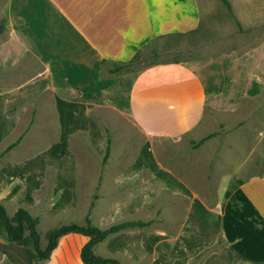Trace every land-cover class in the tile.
<instances>
[{"label":"crops","instance_id":"1","mask_svg":"<svg viewBox=\"0 0 264 264\" xmlns=\"http://www.w3.org/2000/svg\"><path fill=\"white\" fill-rule=\"evenodd\" d=\"M242 12L250 25L258 20V39L240 50L234 47L102 78V62H125L152 41L197 31L204 25L200 0H0V20L4 21L0 69L18 67L8 78L18 83L0 85V142L18 128L30 108L36 115L51 114L58 121L63 116L71 130H83L90 110L108 107L130 116L151 136L199 135L208 126L206 110L216 116L232 113L251 84L264 85V0H242ZM254 35L244 39L254 41ZM33 63L38 71L30 68ZM231 161L228 151L216 158L217 163ZM41 166L28 172V177L0 167V201L39 188L46 165ZM218 177L223 182L216 191L217 209L202 197L190 198L182 225L187 236L179 239L196 245V256L223 242L219 251H211L200 264H210L214 258L227 264H264V174L237 175L232 169ZM236 178L239 181L232 184ZM71 202L62 203L57 212L74 211L75 201ZM195 203L216 219L210 232L204 233L206 226L193 216ZM133 210L121 202L117 220L131 216ZM86 241L82 235H65L50 258L55 253L61 259L72 254L82 264L79 252ZM35 261L32 250L0 237V264Z\"/></svg>","mask_w":264,"mask_h":264},{"label":"rangeland","instance_id":"2","mask_svg":"<svg viewBox=\"0 0 264 264\" xmlns=\"http://www.w3.org/2000/svg\"><path fill=\"white\" fill-rule=\"evenodd\" d=\"M227 1L231 11L221 0H200L203 26L185 35L155 40L140 49V58L149 63L186 61L234 47L240 50L256 42L258 20L254 25L245 22L242 0ZM3 24L0 20V30ZM249 34H255L254 41L244 39ZM30 68L39 70L36 63ZM15 70L18 67L10 71L0 69V85L18 83L8 79ZM101 73L102 78L108 75L104 67ZM206 120L208 126L199 135L169 139L148 135L130 116L113 108L90 110L88 117L84 116L85 124L89 123L83 130H71L63 116L58 121L51 114L36 115L35 109L30 108L18 128L0 142V152L15 143L3 155L0 167L15 176V171H22L28 177V172H36L40 164L46 165L44 169L41 166L44 180L32 193L27 191L11 201L1 202L9 216L22 206L38 218L41 247L46 243V231L60 225H83L88 218L92 224L106 228L117 222L141 220L150 224L108 236L94 246V253L115 258L120 264H200L211 251H219L223 242L219 240L196 256V245L187 238L179 239L186 235L182 225L190 198L202 197L209 207H214L218 203L216 191L223 182L218 174L232 169L237 175L249 171L264 174V85L251 84L248 95L239 100L232 113L216 116L206 110ZM107 132L110 151L103 161ZM210 133H215L213 141L209 138L205 145L194 147V143ZM226 151L232 161L217 163L218 153L223 155ZM33 158L36 160L32 161ZM238 181L236 178L232 184ZM72 200L76 205L74 211L57 212L62 203ZM121 202L134 210L131 216L117 220ZM192 214L206 226L204 233L216 226V219L200 210L198 203ZM193 231L198 234V230ZM30 264L77 263L72 254L61 259L55 253L49 260ZM210 264L227 262L214 258Z\"/></svg>","mask_w":264,"mask_h":264},{"label":"trees","instance_id":"3","mask_svg":"<svg viewBox=\"0 0 264 264\" xmlns=\"http://www.w3.org/2000/svg\"><path fill=\"white\" fill-rule=\"evenodd\" d=\"M224 6L231 11V5L227 0H221ZM153 43L150 42L147 47ZM155 56V51H152ZM141 51H137L135 55L128 61L113 63V66L105 68L106 62H102L101 67L105 69L108 76L120 75L123 73L134 72L141 70L157 63H149L145 58H140ZM146 64V65H145ZM142 65H145L141 67ZM215 133H210L204 136L198 142L194 143V147H198L207 139L213 137ZM110 136L106 134V146L104 159L108 157L110 151ZM15 143L8 145L3 151L0 152V159L3 155L12 149ZM150 224L149 221L144 222L141 220H129L117 222L109 225L106 228H100L91 223L86 218L85 224L79 225L76 223H69L60 225L58 227L49 229L45 233V246L41 247L40 236L37 231L38 218L32 217L27 208L18 207L12 216H9L4 204L0 201V237L7 243L15 244L17 246L25 247L32 250L36 255L35 263L48 260L51 253L57 247L58 241L61 237L68 234H78L87 238L79 252V258L82 264H120V262L111 257H101L94 253V246L104 241L108 236L118 233L124 229L143 228Z\"/></svg>","mask_w":264,"mask_h":264}]
</instances>
